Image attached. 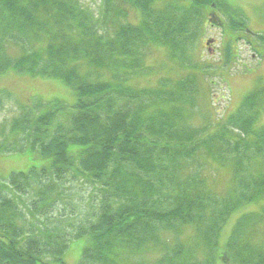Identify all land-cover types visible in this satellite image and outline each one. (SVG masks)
Returning a JSON list of instances; mask_svg holds the SVG:
<instances>
[{
  "label": "trees",
  "instance_id": "16d2710c",
  "mask_svg": "<svg viewBox=\"0 0 264 264\" xmlns=\"http://www.w3.org/2000/svg\"><path fill=\"white\" fill-rule=\"evenodd\" d=\"M100 3L95 12L75 0H0V74L59 80L77 97L73 107L49 102L37 116L26 109L0 145L2 154L33 151L49 162L0 179V264H66L70 243L82 238L89 241L79 264H128L147 249L161 251L157 264H211L229 216L264 198V127L254 130L255 99L264 91L250 95L214 133L210 126L193 128L199 94L206 114L213 92L208 67L186 54L196 48L209 7L221 9L235 32L251 33L248 22L218 0ZM129 8L140 13L139 25L127 21ZM258 39L264 43V36ZM32 41L46 45L30 48ZM14 45L21 54L12 58ZM154 48L184 57L187 73L177 82L164 78L156 88H139L135 78L150 72L146 57ZM225 58L229 65L231 49ZM256 158L263 160L257 174L251 170ZM227 162L235 190L220 198L207 173ZM68 181L91 187L96 207L76 233L46 217L65 197ZM14 194L29 201L20 206ZM263 219L248 213L238 220L228 243L237 264H264V246L249 242ZM188 227L192 243L180 240Z\"/></svg>",
  "mask_w": 264,
  "mask_h": 264
},
{
  "label": "rangeland",
  "instance_id": "374dc122",
  "mask_svg": "<svg viewBox=\"0 0 264 264\" xmlns=\"http://www.w3.org/2000/svg\"><path fill=\"white\" fill-rule=\"evenodd\" d=\"M75 1L95 12L101 9L100 0ZM218 1L220 5L225 3L223 5L232 6L243 12L248 22L249 31L253 34L247 36L253 41L258 50L264 53V43L258 39V36H264V0ZM182 4L186 6L189 1H182ZM218 8L220 9V6ZM129 12L130 16L127 21L133 25H139L141 21L140 13L134 8H129ZM205 15L206 19L204 21L203 16L202 28L196 34V48L191 47V51L186 54V60L208 67L207 73L210 77H206V82L211 84L210 90L213 92L212 105H210V111L205 114L206 99L200 93L197 98V107L194 109L195 114L189 124L193 128L199 127L202 129L210 126L209 133H214L216 129H219L216 126L218 122L226 125L225 121L233 115L239 114L240 108L250 95L254 92L264 91V61L253 59L249 48L239 38L237 39L241 32H235L228 27L227 17L221 9L219 11L216 8L211 9L209 7ZM213 16L216 18L215 22L220 25L216 27L210 25L209 19ZM209 38L216 40L214 41L216 42L214 46L216 49L215 54L209 53L205 47ZM227 39L228 43L226 44ZM45 45V42L32 41L29 47L37 48ZM227 49H231L234 58L229 65H227L225 58ZM8 54L15 58L21 54V50L15 45L10 46ZM257 54L259 53L257 52ZM181 61H184V57L179 56L173 59L169 57L167 51L163 48L152 49L146 57V64L150 72L140 79L135 78V85L139 88H156L164 78L177 82L181 75L185 76L187 73H184ZM201 79L204 81V76ZM56 101H62L67 106L73 107L77 102V97L72 88L67 87L59 80L30 77L13 71L0 74V145L8 136L12 122L21 117L26 109H29L33 116L41 115V113L46 112V105L49 102ZM41 102H44V104L41 105ZM254 104H256L255 107L258 111L254 130H261L264 127V95L256 98ZM227 128L231 129L232 127L228 125L224 129L225 132ZM238 134L239 132L233 129L231 139H236ZM17 137L20 139L21 136L18 135ZM262 161L261 158L252 161L251 170L254 173L257 174ZM48 165L49 162L37 152L0 153V179L6 180L12 173L28 172L32 168L42 169ZM207 181L213 192L220 198L230 195L233 189L235 190L232 162L224 163L222 166H212L207 173ZM64 192L65 197L57 203L53 212L46 217L47 219L70 224L71 228L67 229L70 233H76L95 207L91 198V187L68 181L65 184ZM15 198L20 206L23 204L21 201H29L28 198L19 195H15ZM27 204L31 205V203ZM263 210L264 198L255 203L245 204L229 216L218 239L217 258L215 260L213 258L211 264H237L236 252L231 251L228 247V243L233 237L234 228L243 215L248 213L264 214ZM44 218L41 217V219ZM192 235L193 229L188 227L183 231L180 240L184 243L190 241L192 243ZM88 241L87 238L73 240L64 255V262L66 264H79L82 252L88 246ZM249 242L259 248L264 246V219L254 228ZM205 252L206 250H200L198 255L204 258ZM160 257V250L147 249L144 254L130 258L128 264H157Z\"/></svg>",
  "mask_w": 264,
  "mask_h": 264
},
{
  "label": "flooded vegetation",
  "instance_id": "af4514ba",
  "mask_svg": "<svg viewBox=\"0 0 264 264\" xmlns=\"http://www.w3.org/2000/svg\"><path fill=\"white\" fill-rule=\"evenodd\" d=\"M212 13V12H211ZM210 13V14H211ZM216 21V18L213 16L211 19H209V21ZM210 25L212 26V27H216V26H218V25H220V24H218V22L216 23H210ZM223 25V24H222ZM222 25H221V27H222ZM241 35L240 36H238L237 37V39L239 38V40H241L242 42H244V45L245 46H247L248 48H249V50L252 52V57H253V59L255 60H260V59H262L263 61H264V53H262L260 50H258V48L255 46V44L253 43V41L247 36V35H252V33H249V32H245V33H243V32H241L240 33ZM208 40H214V41H216L215 39H213V38H209V39H207V41ZM207 41H206V43H207ZM262 42V41H261ZM225 43L227 44L228 43V39L225 41ZM263 43V42H262ZM216 45V42H214L211 46H209V47H207V46H205L206 48H207V50H208V52L209 51H211L212 52V54L214 53H216V49H215V46ZM257 52L259 53V54H257Z\"/></svg>",
  "mask_w": 264,
  "mask_h": 264
},
{
  "label": "water",
  "instance_id": "95a60500",
  "mask_svg": "<svg viewBox=\"0 0 264 264\" xmlns=\"http://www.w3.org/2000/svg\"><path fill=\"white\" fill-rule=\"evenodd\" d=\"M211 23H215V22L211 20ZM213 43H214V40H209V41L207 42V46L209 47V46H211ZM209 53H211V51H209Z\"/></svg>",
  "mask_w": 264,
  "mask_h": 264
}]
</instances>
